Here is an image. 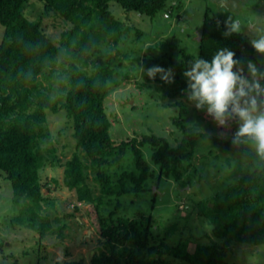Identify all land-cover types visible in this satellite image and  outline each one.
I'll use <instances>...</instances> for the list:
<instances>
[{"label": "trees", "instance_id": "1", "mask_svg": "<svg viewBox=\"0 0 264 264\" xmlns=\"http://www.w3.org/2000/svg\"><path fill=\"white\" fill-rule=\"evenodd\" d=\"M30 1L0 0V24L5 30L0 44V172L11 184L14 204H22V208L38 218L31 224L25 225V221L21 224L42 235L49 224L39 216L40 204L45 200L40 180L49 163L52 167H63L68 189L76 191L79 202L96 205L98 211L113 206L114 198L131 193L139 196L146 191L145 183L153 174L143 155L145 145L154 148L153 160L162 174L180 181L186 162L200 150L201 142L210 139L184 124L190 100L183 73L190 62L195 58L211 62L217 51L227 48L241 61L247 75V63L255 64L258 59V53L241 33L224 35L222 17L205 16L196 55L182 51L180 61L166 55L169 65L149 56L144 65L143 77L154 65L165 70L174 67L172 94L186 99L175 103L180 114L174 118V124L184 130L182 142L174 147L164 137L145 135L141 141L134 138L116 143L110 133L112 122L106 101L120 86L118 76L124 80L135 77L119 70L122 63H113L111 51L126 43L125 34L134 27L118 20L110 4L116 2L127 12L156 17L167 10L169 0H37L44 15H54L66 24L59 41L47 35L42 18L31 20L26 15ZM136 35L142 37L141 32ZM121 51L117 49L116 53ZM154 82L164 81L157 74ZM61 111L73 122L77 149L65 163H61L55 147L45 150L41 142L48 113ZM211 139L235 148L228 141ZM129 148L135 171H125L116 179L110 171L123 160ZM243 150L241 147L240 151ZM91 174L99 195H95L96 187L88 183ZM196 203L200 214L210 222L213 238L210 237L209 243L194 246L191 237L183 238L180 233L179 239L176 238L179 230L176 225L164 226L160 231L151 214L138 213L142 214L139 219L117 217L122 208L117 200L115 209L100 218L104 242L93 255L92 264H172L168 258L182 264H231L227 259L233 244L264 245V167ZM155 231L164 234L159 243ZM166 239L177 242L169 245ZM2 246L0 243V249Z\"/></svg>", "mask_w": 264, "mask_h": 264}, {"label": "rangeland", "instance_id": "2", "mask_svg": "<svg viewBox=\"0 0 264 264\" xmlns=\"http://www.w3.org/2000/svg\"><path fill=\"white\" fill-rule=\"evenodd\" d=\"M110 8L118 20L134 27L133 31L126 32V43L117 48L122 51H111L113 63H122L119 70L135 77L124 80L123 76H118L120 86L109 94L106 101L112 122L110 133L116 143L134 138L141 141L145 135H154L168 139L176 147L184 138V130L174 124V118L180 114V107L175 103L186 102V99L173 95L169 83L154 82L155 78L151 79L147 74L143 77L139 68L144 69L147 57L166 61L169 65V55L174 61L181 60L182 51L196 55L205 16H220L225 21L229 16L238 19L240 33L249 42L264 33V0H169L167 10L156 17L127 12L116 2H112ZM25 13L31 20L42 18L47 35L54 41L61 39L66 24L54 15H44L39 1L31 0ZM4 31L0 24V44ZM136 32H141L142 37L138 38ZM125 54L131 56L128 58ZM257 58L255 64L264 70V56L258 54ZM169 67L173 71L174 67ZM187 108L185 127L205 133L210 139L201 142L200 150L186 162L180 181L162 174L153 160L154 148L145 145L143 155L153 174L145 183L146 191L139 196L131 193L114 198L113 206L98 211L96 205L79 202L76 191L68 189L63 167H52L49 163L40 180L45 200L40 204L39 216L49 224L44 235L25 226L38 218L22 208V204H14L11 184L0 172V243L3 245L0 264H92L93 255L104 242L100 218L115 209L117 200L122 203L117 217L139 219L142 214L138 213L151 214L161 227L160 231L164 226L176 225L179 227L177 239L181 233L183 238L191 237L194 246L209 243L213 238L212 228L209 220L200 214L196 202L207 199L214 191L236 182L256 168H263L264 161L257 159L246 146L224 147L211 139L218 138L232 144L233 134L238 130L236 119L220 127L206 110H197L193 102H187ZM47 118L45 136L41 139L43 148L55 147L61 163H65L77 151L73 122L65 111L49 112ZM241 147L243 151H240ZM134 163L129 148L123 160L110 172L119 179L123 172L135 171ZM88 183L96 187L92 174ZM94 189L95 195H99V189ZM21 221H25L24 226ZM154 235L156 243L164 239L163 232L155 231ZM166 242L173 245L177 240L166 239ZM231 248L227 259L231 264H264V245L235 243ZM168 260L172 264H182L173 258Z\"/></svg>", "mask_w": 264, "mask_h": 264}, {"label": "clouds", "instance_id": "3", "mask_svg": "<svg viewBox=\"0 0 264 264\" xmlns=\"http://www.w3.org/2000/svg\"><path fill=\"white\" fill-rule=\"evenodd\" d=\"M219 25V21H218ZM224 35L240 34L241 22L231 16L224 21ZM256 53L264 56V33L250 41ZM227 48L217 51L208 62L195 58L183 75L187 80V96L197 110H206L218 126L232 119L238 121L233 134L234 146H246L260 161H264V70L249 61L247 75L241 61ZM235 69V70H234ZM140 73L145 69L139 68ZM149 78L160 74L165 83H172V69L152 66L146 70Z\"/></svg>", "mask_w": 264, "mask_h": 264}]
</instances>
